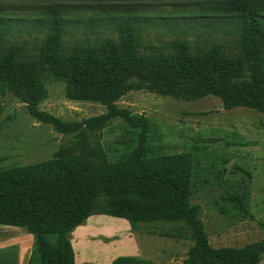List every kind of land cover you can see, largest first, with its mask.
Returning a JSON list of instances; mask_svg holds the SVG:
<instances>
[{"label": "trees", "instance_id": "trees-1", "mask_svg": "<svg viewBox=\"0 0 264 264\" xmlns=\"http://www.w3.org/2000/svg\"><path fill=\"white\" fill-rule=\"evenodd\" d=\"M207 10L211 15L200 18L208 27L214 28L217 17L232 25L237 51L217 44L194 47L185 38H174L165 53H146L141 31L150 17L129 11L116 22V37L76 43L66 50V13L55 8L47 12V32L35 52L26 54L24 42H7L11 20L0 8V92L13 88L33 116L62 132L78 130L83 124L92 127L98 120L65 123L39 111L36 105L44 94L41 69L49 68L66 81L75 99L110 105L130 89L148 88L175 97L216 93L226 107L244 105L264 112V0H215ZM142 139L143 133L139 143L124 149L116 161L99 153L94 159L63 146L50 159L0 167V223L24 226L34 235L29 264H75L70 232L93 214L122 217L131 225L149 218L187 220L195 244L183 264H254L258 260L264 238L242 248L208 245L197 207L189 204L191 154L150 155ZM112 264L156 263L118 256Z\"/></svg>", "mask_w": 264, "mask_h": 264}, {"label": "rangeland", "instance_id": "rangeland-1", "mask_svg": "<svg viewBox=\"0 0 264 264\" xmlns=\"http://www.w3.org/2000/svg\"><path fill=\"white\" fill-rule=\"evenodd\" d=\"M214 1L0 0V8L11 20L7 42H24L26 54L35 52L47 32V12L55 8L66 13V50L76 43L116 37V22L129 11L150 17L141 31L146 53H165L174 38H185L194 47L217 44L237 51L231 24L217 17L213 28L200 18L211 15L207 9ZM39 77L44 91L36 105L39 111L65 123L98 120V124L59 131L33 116L24 99L7 88L0 92V167L50 159L63 146L94 159L99 153L116 161L124 149L139 143L143 133L150 155L191 154L189 204L197 207L210 247L242 248L264 238V112L244 105L226 107L216 93L175 97L148 88L130 89L109 105L71 97L67 82L49 68L41 69ZM126 227V219L98 214L84 220L73 234L86 257L104 256L106 251L109 256L110 245L120 240ZM131 228L147 260L156 264H183L195 244L194 231L183 218H149ZM254 264H264V252Z\"/></svg>", "mask_w": 264, "mask_h": 264}, {"label": "crops", "instance_id": "crops-1", "mask_svg": "<svg viewBox=\"0 0 264 264\" xmlns=\"http://www.w3.org/2000/svg\"><path fill=\"white\" fill-rule=\"evenodd\" d=\"M94 215L98 214L90 216ZM120 218L121 220H125V218ZM126 224L125 234L121 236L117 243L110 245L113 249L112 254L107 256L106 251L104 256L88 255L87 257L82 252L81 247H77L76 235L73 233L79 228L80 224L75 226L71 231L70 237L74 250L75 264H112V261L118 256H134L149 259L145 256L141 246L136 242L131 225L127 219ZM34 245V235L26 227L0 223V264H29Z\"/></svg>", "mask_w": 264, "mask_h": 264}]
</instances>
